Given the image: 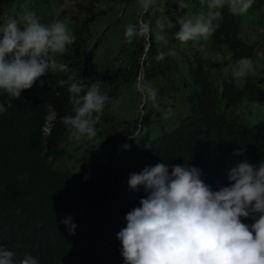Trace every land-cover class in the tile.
<instances>
[{"label": "trees", "instance_id": "obj_1", "mask_svg": "<svg viewBox=\"0 0 264 264\" xmlns=\"http://www.w3.org/2000/svg\"><path fill=\"white\" fill-rule=\"evenodd\" d=\"M27 1L0 0V27L27 9L45 25L63 21L76 40L57 55L60 70L40 77L18 99L12 98L11 106L9 96L0 92V103L7 108L0 113V244L13 250L17 260L30 254L39 264H125L117 233L126 227V214L147 195L143 186L130 188L133 173L157 163L169 165L170 171L173 165L187 163L200 169L204 181L217 190L229 185V170L237 163L264 162V120L246 126L237 116L244 103L264 104V78L255 68L256 75L251 72L238 84L229 68L242 57L257 58L263 40L249 43L243 36L244 22L257 12L256 0L246 15L222 10L223 19L211 41L224 58L228 56L224 49L230 53L225 62L196 49L173 53L170 44H158L154 36L133 38L130 43L124 36L129 23L142 18L154 28L155 20L163 18L173 25L166 33L169 39L179 28L178 19L190 16L189 10L195 15L202 5L207 11L201 0H184L190 5L187 9L179 7V0H157L147 14L141 12L139 0H110L108 29L122 30L118 29L111 64L104 66L92 56L99 47H91L97 4L91 1L88 18L79 22L51 14L53 0L26 5ZM160 51L166 53L163 61L155 59ZM143 71L144 83L157 91L155 118L146 115L150 102L146 99L141 119L116 121L105 114L109 101L121 88L136 85ZM72 73L76 83L86 86L101 81L108 98L91 140H74L63 123V117L74 115V106L59 81ZM168 102L173 111L164 120ZM93 140L97 141L89 144ZM68 217L76 225L75 235L61 223ZM241 220L248 225L255 222L253 216Z\"/></svg>", "mask_w": 264, "mask_h": 264}, {"label": "clouds", "instance_id": "obj_2", "mask_svg": "<svg viewBox=\"0 0 264 264\" xmlns=\"http://www.w3.org/2000/svg\"><path fill=\"white\" fill-rule=\"evenodd\" d=\"M254 0H201L207 11L181 17L174 36L181 43L207 39L220 27L222 10L242 16L248 13ZM157 0H139L143 14L154 9ZM179 7H190L179 0ZM171 23L163 18L151 22L142 18L129 23L124 31L127 42L144 38L167 45L166 35ZM76 36L66 23L50 25L40 22L35 11L25 9L18 17L0 27V92L18 99L22 91L49 72L60 70L57 55H63ZM172 52L167 55H172ZM166 53L158 52L155 59L163 61ZM233 79L239 84L254 70L253 61L242 57L229 66ZM228 71V69H225ZM76 74L59 84L67 87L74 115L63 117V123L74 140L93 139L96 124L101 119L107 96L102 93L101 81L90 86L76 83ZM136 89L146 100L156 101L157 91L138 76ZM7 111L0 103V113ZM169 108L165 118L172 115ZM139 143L135 136H129ZM129 148V145H125ZM241 154L240 152L236 153ZM229 185L217 190L202 178L201 170L189 164L170 166L157 163L133 173L128 181L131 189L143 186L146 197L140 206L129 211L126 227L117 233L122 244L125 264H264V162L253 165L239 162L228 173ZM254 217L248 225L241 218ZM75 235L76 225L71 217L61 221ZM0 264H39L37 258L26 254L17 260L16 253L0 244Z\"/></svg>", "mask_w": 264, "mask_h": 264}, {"label": "rangeland", "instance_id": "obj_3", "mask_svg": "<svg viewBox=\"0 0 264 264\" xmlns=\"http://www.w3.org/2000/svg\"><path fill=\"white\" fill-rule=\"evenodd\" d=\"M35 0H28L26 5H29L30 2H34ZM93 4H97L95 7L93 17L96 18L95 27L93 30L94 33V43H91V47H95L98 44V50L92 54L93 60L102 66L105 64H111L113 57V50L115 45H118V42L115 41L119 38L118 29L122 30V27H118L115 30V33L108 29L107 25L110 24L112 19L109 18L108 14L111 13L110 8V0H53L51 5V14L54 16L59 15H68L69 17L76 19L79 22H83L88 18V7L90 2ZM257 6V12L253 16V20L245 21L243 24L244 31L243 36H247V41L249 43H253L254 41H262L258 49V54L256 60L253 61L254 69L256 68V72L260 74L261 77L264 78V0H256L254 2ZM253 3V4H254ZM102 7V8H101ZM205 12V9L201 6L196 10V14ZM102 13L104 15H102ZM193 11L189 10V15L192 16ZM194 15V14H193ZM189 16V17H190ZM179 28L176 30L178 31ZM102 41L99 42L98 39L102 36ZM169 43L172 46L171 50L173 53L177 54H186L191 49L199 50L203 55L207 57H211L214 59H218L221 62H225L224 59L230 61L231 55L226 50V54L228 55L226 58L222 56L221 51H214L212 48L211 36L207 39H198L195 41H189L187 43H181L177 40L172 34L168 39ZM253 41V42H252ZM175 51V52H174ZM256 72H252V74L256 75ZM145 80V71L141 74ZM223 77L225 79L228 78L226 73H223ZM153 88V86H151ZM145 104L144 94L139 92L135 85L131 84L126 87H123L119 90L116 98L109 101L107 107L104 110V113L110 115L116 121L123 120H136L141 119L146 112V115H151L152 120L155 118V108L158 105L157 98L155 102L148 103L147 111H143V106ZM176 109L174 111L177 112L179 108V103L175 102ZM169 108L171 107V102H168ZM152 107L153 109H151ZM145 116V115H144ZM238 120L246 126H253L258 124L259 122L264 120V104L262 103H244L242 107L237 112ZM53 118V114H50L48 120L51 121ZM171 116L168 117V119ZM175 116H172L174 119ZM150 119V120H151ZM162 119L167 120L165 118L164 113L162 115ZM97 140L91 141L89 144L95 143ZM86 146V145H85Z\"/></svg>", "mask_w": 264, "mask_h": 264}]
</instances>
